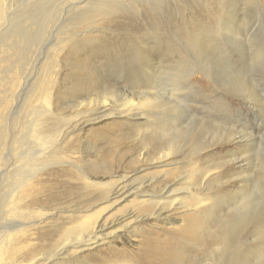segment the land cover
Instances as JSON below:
<instances>
[{"label":"bare ground","instance_id":"6f19581e","mask_svg":"<svg viewBox=\"0 0 264 264\" xmlns=\"http://www.w3.org/2000/svg\"><path fill=\"white\" fill-rule=\"evenodd\" d=\"M164 1L166 15L171 18L172 10H175L181 19L178 33L173 35H169L167 21L164 23L158 12L162 10ZM212 2L216 4V11L210 13L209 4ZM223 4V0H171V3L167 0H75L69 4L66 13L62 11L53 18L47 15L49 11L48 14H52L50 0L32 2L17 14L15 10L6 8L7 0H0V33L7 27H14V22L18 18L22 20L23 15L26 17L21 23L28 20L36 26L37 41L43 39L48 29H53L55 33L49 56L41 65L34 82L22 77L19 68L13 66L6 72L7 79L0 83V120L13 123L31 106L32 101H39V109L33 106L35 117L16 140L25 139L35 146H42L39 152L30 147L17 152L18 145L14 144L11 145V158H0V188L4 191L0 194V264H80L79 254L98 246L104 247L103 252L91 257L92 262L85 264H190L191 254L183 255L177 250L183 240L181 237H187L192 242L190 248L194 251L212 248L216 256L211 259V264H263L258 258L264 259V222H255L254 234L259 238V243L251 260L254 263H250L248 257L253 248L246 246L245 240L243 246L234 243L232 230L236 229V225L227 222L239 208L238 205L228 204L227 208H221L222 205L216 202L219 192H213L230 180L220 182L227 176L219 169V163L209 166L199 163L201 155L213 148H202L195 143L184 153L185 161H169L170 155L184 152L182 147H178L180 136L188 132L192 124L198 123V119L189 110L179 117H174L170 109L148 110L170 102L168 95L183 93V97H186L187 82L175 80L179 76L175 71L167 70L163 58H167L165 55L168 54L171 57L168 62L188 67L195 60L198 63L197 58L202 55L207 61V52L202 49L213 45L216 38L213 34L219 28L221 31L229 29L230 21L221 18L222 12L228 13V6ZM187 6L194 14L198 12L201 15L202 10L203 16L200 19L189 16L187 24L188 16L181 15V10L184 11ZM137 19L141 22L138 23ZM63 23L71 24L73 30L62 28ZM118 25L126 27L123 33L125 39L118 36L121 31L116 33L114 26ZM231 32L234 36L241 35L244 40L249 36L247 29ZM9 38L7 36L0 40V65L8 48L12 47ZM226 38L221 34L219 40ZM116 40L125 47L127 44L133 51L126 54L125 48H120L119 55L115 56L111 51L106 55L111 58L110 61H114L118 74L115 76L123 84H112L110 80L115 79L104 76L102 67L90 68L92 76L97 79H94V84L85 83L81 79L84 72L80 65H76L78 72L75 83H80L82 89L96 87L105 96L93 103L80 105L83 109L72 117L65 112H57L58 107L51 101L50 85L56 81L55 67L62 61V55L70 53L71 58L73 53L79 58L87 45L107 51L111 42ZM261 50V43L255 45L254 54H259ZM187 55L192 58L191 61ZM187 69L185 75L193 72L192 67ZM205 75L207 77V72ZM142 78H150L152 82L146 86L155 91L144 92L143 100L135 102L129 97L135 93V85ZM159 82L164 83L162 94H158ZM216 86L219 88V85ZM233 87L241 97L249 90L247 81L245 84H233ZM121 88L131 92L125 94L120 91ZM77 89L70 91L67 98L74 96ZM163 95L168 98H163ZM263 112L264 104L259 109L260 114ZM262 116L259 118L261 126L264 124ZM108 118H113V122H119L126 129L134 127L138 131L136 140L141 142L154 140L157 129H160V146L169 152L148 163L145 153L138 150L136 162H139V166L129 175L116 170V165L108 156L81 163L77 160L81 151H76L72 143L81 139L88 126ZM236 134L233 133L227 140L228 145H235L240 140L246 145L255 141L251 135L244 139V135L237 137ZM0 137H7V128L0 130ZM48 138L53 141L40 143V140L44 142ZM90 153L97 157L98 152ZM235 154L232 152L225 157L221 166L238 163L237 157L232 158ZM131 157L135 156L131 154ZM246 165L241 169L245 173L243 181L264 192V160ZM52 166L72 169L76 175L68 180L80 183L82 193L74 203L47 207V211L41 213L43 202H40L39 194L46 189L43 175ZM147 166L162 169L142 173ZM58 212L64 215L61 219L57 218ZM141 224L145 227L139 229ZM47 226L49 228L44 230ZM162 226H168V232L162 231L169 235L154 238L151 229L161 230ZM36 234L43 239V243L34 242ZM159 237L162 238L157 240ZM45 242L47 245H44Z\"/></svg>","mask_w":264,"mask_h":264},{"label":"rangeland","instance_id":"374dc122","mask_svg":"<svg viewBox=\"0 0 264 264\" xmlns=\"http://www.w3.org/2000/svg\"><path fill=\"white\" fill-rule=\"evenodd\" d=\"M50 1L52 3V14H48L49 11L47 15H51V17L55 18L58 13L67 11L69 4L75 0ZM32 2L39 3V0H7L6 8L15 10V14H17L20 9H23V7ZM167 2L171 3V0H167ZM223 3L228 6V13L224 14V12H222L221 18L230 21L228 26L229 29H223L221 31L219 28L216 32L217 34H213L216 37L213 45L208 46L206 49H202L203 52H207V61L204 60L203 55L198 57V63H196L195 60L189 66L193 68V72H189L185 75L188 70L187 68H189L188 66L181 63L168 62L167 60L171 58L168 54L165 55L167 58H163V61H165L164 64H167V70H169V72L175 71V74L179 76L177 79H172L185 80L187 82L185 91L186 97H183V93L177 96L168 95L170 98L163 95V98L170 99V102H166L165 105L158 106L157 108H148V110L166 111V109H170L169 111L174 113V117L184 115V113L189 110L191 114L198 119V123L192 124L188 132L180 136L178 147H182L184 152L182 153L179 151V155H170L169 161H179L180 163L185 161L186 155L184 153H187L190 146L195 143L200 144L202 148H213L205 155H201L199 163L204 166L219 163V169L224 171L227 176L221 179L220 182L230 180L228 183L220 185V188H216L213 192H219L216 196V202L218 205H222L221 208H227L228 204H234V206L238 205L239 208L227 219V222H234L236 225V229L232 230L234 232V243H239L243 246L245 240L247 242L245 243L246 246L253 248L248 257V261L254 263L251 260L254 254H256L255 250L257 243H259V238L254 234L256 231L255 222H264V192L252 187V184L244 182L243 176L245 173L241 172V169L245 168L247 166L246 164H257L258 161L264 160V124L261 126L259 121V118L264 114V112L262 114L259 113L260 107L264 104V0H249L248 3L246 0H223ZM164 6L166 7L165 1L163 2L162 10H157L161 13L160 17L165 21L164 23L167 21L166 30H168L169 35L178 33L177 31L181 19L178 17L175 10H172V17L169 18L164 12ZM209 9H211L210 13L216 11V4L214 2L209 4ZM203 13L204 12L201 10V15L198 14V12L194 14L190 6H187L184 11L181 10V15H183V17L184 14L185 17L188 16L186 23L189 22V16H194V18L199 17L197 19H200ZM25 17L26 16L23 15L22 20H24ZM22 20L18 18L14 22V27L10 29L7 27L6 30L0 33V40L8 36L10 37L9 43L12 44V47L8 48L5 53V59L0 65V83H2V80L4 81L7 79L5 75H7L8 70L13 68V66L19 68L18 70L22 77L28 79L30 82H34L39 75L41 65L49 56L50 45L54 42L55 33H53V29H48L46 33H44L43 39L37 41L38 30L36 26H33L31 21L28 20L21 23ZM137 22L140 23L141 20ZM30 25L32 28H30ZM62 26H64L62 28L66 30H73L71 24L66 25L63 23ZM114 28L116 29V33L121 31L120 34L118 33L120 38H126L123 34L124 31L127 30L126 27L123 28L118 25L116 27L114 26ZM246 29L249 31L247 40H244L241 35L234 36L231 34L233 30L240 32ZM221 34L227 37L226 40H219ZM116 42L117 40L111 42L107 51L97 49L94 45H87L84 50L85 52L79 58L74 56L73 53L71 58L69 57L70 53H64L62 55V61L55 67L56 81L54 85H50L52 94L51 101L58 107L57 112H65L67 116L71 115L72 117L73 114L75 115L81 111L80 109H83L79 107L80 105L93 103L105 96L96 87L82 89L83 86L80 83H75L77 79L76 74L78 72V70L75 69L76 65L81 66L84 72L81 79L85 83L90 82L94 84L97 79L92 76L91 71H89L90 68L102 67L104 69V76L108 79H112V77L115 79V81L110 80L112 84H115L114 82H118L117 86L123 84L122 80L119 81L115 76L118 74L114 69V61H110L111 58L106 55L109 51L113 52L111 54L115 56L119 55L118 53L121 51L120 48H125L126 54H132L133 51L127 47V42H124L126 47L123 43ZM237 42H239V44L235 45ZM177 43L180 42L178 41ZM260 43L262 44V50L259 54L255 55V45H259ZM214 45H216V47ZM161 50L164 51L163 49ZM217 50H219V52ZM212 53H214V55H212ZM187 57L190 61L192 60L189 55H187ZM156 60L161 61L160 59ZM12 61L15 63H12ZM204 72H207V77ZM98 73L100 72L98 71ZM215 80L218 82L215 83ZM246 81L249 84V90L241 97L236 93V90L233 89V84H245ZM150 82H152L150 78H142L140 82L136 83L135 86L137 87L135 93L129 98L135 102H139V100H143L144 92L148 91L153 93L155 90H149L151 87L146 86L151 84ZM76 84H78L81 89H77L78 86ZM216 84L219 85V88ZM163 85L164 83L159 82L158 94H162L161 89H163ZM76 89L77 91L74 92V96H69L67 98L66 95L70 91ZM120 91L125 94L131 92V90L123 91L122 88ZM35 105L37 109H39L40 104L38 100L35 102L32 101L31 106L22 113L16 121H12L13 123H10V121L7 122L5 119L0 120V130L4 127L7 128V137H5V139H1L0 137V140H3V142L0 141V144H3L0 145V147H4L3 149L0 148V158H11V145L14 144L15 146L18 145L16 146L18 147L17 152H22L28 147L37 150V152L41 150L42 146L40 145L35 146L25 139L16 140V137L20 138L23 135L30 121L35 117L33 110V106ZM262 117L264 118V116ZM112 120L113 118H108L88 126L81 139L72 143L76 151H81L80 156L78 155L77 157L78 161L86 164L95 159L100 160V157L108 156L111 158L113 164L116 165V170L124 171L121 172V174L125 173L129 175L132 170L139 166V162H136L138 150L141 149V151L145 153V158L148 159V163L155 162L160 156L169 152L166 148L160 146L162 145L160 135H158L160 129H157L154 140L146 139V141L141 142L136 140V138H138V131L134 130V127L126 129L120 126L119 122H113ZM237 132L240 133L236 134ZM233 133H235L237 137L239 135H244V139L251 135L255 138V141L249 142V145H246L240 140L241 142L235 145H228L226 142L233 136ZM16 141L18 142L16 143ZM51 141H53V139L48 138V140L44 142L40 140V143L47 144ZM186 148L187 150H185ZM90 152H98L97 157L92 156ZM232 152L236 153L232 158L237 157L238 163H229L221 166L225 161V157H228ZM131 154L135 157H131ZM150 167L151 166H147L142 173H150V171L162 169L160 167ZM185 168H187V166H185ZM75 175L74 171L67 167L52 166L45 170L43 181L46 183V189L39 194L41 195L40 202H43L41 204L43 209H40L39 212L45 213L47 207L49 208L55 205L65 206L69 205L68 203L70 202L74 203L78 201V197L81 196L82 193L80 183L68 180V178L75 177ZM3 192V189L2 191L0 190V194H3ZM242 194H244L243 198L241 197ZM57 216V218L61 219L64 215L58 212ZM54 219L47 220L53 222ZM180 222L183 221L180 220ZM141 227H145V225L141 224L138 228L140 229ZM167 227L162 226L161 230L152 228L151 231L154 232L152 236L155 238L157 236L169 235V233H167L168 230H166ZM48 228L47 226L44 230ZM162 230H166L167 232ZM178 234H180V236L183 235L181 233ZM178 234L170 235L169 237L178 236ZM39 238V234L34 235V242L43 243V239ZM161 238L162 237H159L157 240ZM181 238H183V240L181 241V245L177 247V250L183 255L191 254L192 260L190 264H211V259L216 256V254L212 252V248L207 250L197 249L194 251L190 248L192 242L187 237ZM44 245H47V242H45ZM138 246L142 247L140 243ZM103 250L104 247L98 246L80 253L79 263L85 264L86 262H92L91 257L99 252H103ZM258 259L262 260L264 264V259Z\"/></svg>","mask_w":264,"mask_h":264}]
</instances>
